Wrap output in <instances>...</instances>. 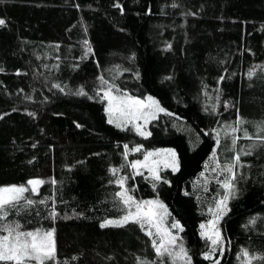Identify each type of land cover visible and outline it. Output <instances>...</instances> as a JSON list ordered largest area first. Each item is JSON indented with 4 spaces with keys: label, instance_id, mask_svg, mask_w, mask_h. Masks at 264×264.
Returning <instances> with one entry per match:
<instances>
[{
    "label": "trees",
    "instance_id": "trees-1",
    "mask_svg": "<svg viewBox=\"0 0 264 264\" xmlns=\"http://www.w3.org/2000/svg\"><path fill=\"white\" fill-rule=\"evenodd\" d=\"M115 3L0 0V18L7 24L0 27V185L26 183L33 177L58 181L41 186L39 196L32 195L39 199L55 190L61 264H136V257L155 258L144 232L136 225L99 226L103 219L122 214L114 206L119 187L108 183L114 179L108 169L125 163L124 144L130 149L144 146L141 152L130 151L128 161L141 159L144 150L172 147L180 170L161 172L170 185L153 190L146 171L127 183L135 186L138 199L158 194L184 225L181 233L193 264H210L200 255L206 244L199 225L211 218L208 201L219 188L211 181L209 191L203 192L194 182L205 171V161L211 165L212 129L235 121L237 110L247 121L264 120V71L257 67L253 77L247 75L250 68L264 65V0H119L123 13ZM189 10L197 15L182 14ZM84 39L94 55L80 59ZM101 74L109 80L117 77L131 95L155 97L176 115L161 113L152 120V136L147 138L131 128H116L107 122L106 101L74 94L83 86L94 95ZM168 76L172 79H165ZM220 76L225 79L219 81ZM54 83L64 86L67 94L53 88ZM217 88V110L205 112V106L211 109L216 103ZM224 101L229 102L227 108ZM243 127L256 133L252 123ZM242 160L246 165L244 178L238 180L240 192L221 221L228 241L221 264H241V248L264 253V148L258 146ZM67 166H72L70 171ZM131 173L130 168L120 172ZM40 210V217L31 210L21 223L29 229L53 226L44 219L43 206ZM252 217L255 225L248 223Z\"/></svg>",
    "mask_w": 264,
    "mask_h": 264
},
{
    "label": "snow or ice",
    "instance_id": "snow-or-ice-1",
    "mask_svg": "<svg viewBox=\"0 0 264 264\" xmlns=\"http://www.w3.org/2000/svg\"><path fill=\"white\" fill-rule=\"evenodd\" d=\"M118 8L121 13L124 12L123 5L117 3L113 5ZM172 7H178L179 5L173 3ZM79 7V5H75ZM183 15L196 16V12L187 11L182 13ZM6 20L0 18V27H6ZM85 33L87 28H84ZM85 51L80 59L87 57L89 54L94 55L93 48L91 47L88 39L83 40ZM166 48H171V44H167ZM135 58V53L132 54L131 59ZM59 59V57H57ZM58 68V65L55 66ZM74 68L79 65H73ZM118 67V66H117ZM259 67L261 71H264V65H257L249 69L247 75L249 78L256 74V68ZM4 69L0 68V72ZM125 71H129L125 69ZM135 76L139 78L140 73L137 71ZM99 83L94 89V95H89L83 88L80 87L74 94L78 96H86L88 99H99L101 102L106 101L104 112L107 113V122L114 124L116 128L121 130H130L128 125L132 126V129L142 137H151L152 132L148 130L146 125L157 119L159 113H164L168 116H175V113L169 112L168 109L161 106L159 100L153 96H147L141 98L140 96L130 95L125 89H123L117 82V77H113L111 80L106 79L102 74L97 77ZM165 79H172L171 76L165 77ZM224 76L218 78L219 81L224 80ZM53 88L58 89L61 93L66 92V88L61 86L60 83H54ZM207 86H205L206 88ZM51 90V89H50ZM22 91V90H21ZM217 95L215 96L216 103L211 105V109L207 106L204 107L205 112L211 111L215 113L217 106L220 103V90H215ZM208 96V93H204ZM31 99V97H26ZM47 99V98H45ZM224 107L229 105L228 101L223 102ZM233 107H235L233 105ZM16 111V109H13ZM29 116L35 117V112H28ZM0 118H3L0 116ZM177 119H180L177 117ZM252 123L256 129V133L249 134L248 129L243 127L244 124ZM175 126V125H174ZM76 127H82L80 124H76ZM215 132V146L211 151V165L209 161H205L204 169L199 174L198 180L194 182V188L197 185L203 192H208V185L211 181H215L219 190L216 191L208 201L207 211L211 216L207 221L201 222L200 237L205 240V250L200 253L205 261L210 264H221L220 257L224 255L226 250L225 244L228 243L227 238L222 235L219 227V222L228 214L231 210L229 208V201L236 199L240 188L238 187V180L244 178L243 172L240 176H237V169L245 167V161L242 160V156H250L254 149L258 146L264 148V120L259 122H250L238 114L236 120L228 123L226 126L220 129H212ZM223 132V137L221 136ZM243 133V137L253 143L247 145V147L237 148L238 141L241 139L237 133ZM207 134V133H205ZM258 142V143H257ZM36 147V144L32 145ZM142 144H135L131 149L128 144L123 145L122 156L125 163H122L119 167L110 166L108 171L112 174L114 179H109V184H116L119 187V191L113 194L114 206H116L121 215L114 218H105L100 222V228L106 227H124L126 225H136L144 232L148 237L151 249L155 253L154 259H148L144 257H136V264H193V257L190 254V250L185 246L183 238L179 235L184 231V225L180 220L172 217L171 212L168 210V206L159 199L157 194L153 199H138L133 192L135 186H128V180L134 178L135 175L143 176L142 170H147L148 176L145 179H149V183L153 190L158 188L160 184H171L165 176L161 175V169H171L172 172H178L180 170V160L177 156L174 148H155L150 150H144L142 155L143 159H133L128 161L129 152H141L143 149ZM218 149H222L228 153L221 157L218 153ZM95 155H99L96 153ZM31 163V161H29ZM77 163H82L78 161ZM69 171L72 166H67ZM250 167V165H249ZM130 168L132 170L131 175H121L120 172ZM211 171L213 175L211 177L206 176L205 172ZM202 178V179H201ZM46 183L51 185H57L58 181L55 178L45 180L40 177L29 178L26 183L21 184H4L0 185V264H61L58 259L57 252V239L56 228L54 223L60 216L57 211V198L55 190L43 198L34 199L32 194L39 196L41 186ZM222 190V191H220ZM29 193V195H25ZM189 195L188 192L184 193ZM199 201L201 197L197 195ZM60 203H66L61 200ZM40 206H43L46 211L44 219L50 220L53 226L48 228L35 227L26 228L21 223V218L30 215L31 210L35 211V216H41ZM75 211V210H74ZM77 215H83V213H76ZM12 217H18L13 219ZM31 223V221H27ZM250 225L256 224V217L250 218ZM238 259L241 260V264H253L254 261L257 264H264V253H253L248 248H241L237 253ZM72 259H76L73 257ZM63 264H67L64 261Z\"/></svg>",
    "mask_w": 264,
    "mask_h": 264
},
{
    "label": "rangeland",
    "instance_id": "rangeland-1",
    "mask_svg": "<svg viewBox=\"0 0 264 264\" xmlns=\"http://www.w3.org/2000/svg\"><path fill=\"white\" fill-rule=\"evenodd\" d=\"M128 93V92H127ZM129 94V93H128ZM131 95V94H130ZM145 97H147V96H145ZM145 97H141V98H145ZM107 103V102H106ZM162 106V105H161ZM163 107V106H162ZM161 113H159L158 114V116L160 115ZM157 116V117H158ZM108 118V117H107ZM150 123H151V121L146 125V127L148 128V130L150 131ZM226 125H222L221 127H219V128H217V129H220V128H223V127H225ZM128 128H131L132 129V126L131 125H128ZM133 131H135L134 129H132ZM223 132H221V136L223 137ZM237 135H239L244 141H241V142H239L238 141V144H237V148H239V147H247V145H249V144H251V143H253L252 141H246L247 139H245L244 137H243V135L241 136L239 133H237ZM160 148H172V147H160ZM218 151V153H219V155L221 156V157H223V156H225V155H228V153H226V152H224L222 149H218L217 150ZM177 153V152H176ZM177 156H178V154H177ZM141 159H143V157L141 158ZM211 162V161H210ZM246 165V164H245ZM164 170H166L165 168H162L161 169V172L162 171H164ZM171 170V169H170ZM142 171H146L147 172V170H142ZM241 172H243V168L242 169H240V168H238L237 169V176L239 177L240 176V173ZM148 174V173H147ZM205 175L206 176H209V177H211L212 175H213V173H211V171H206L205 172ZM214 181V180H213ZM219 190V189H218ZM220 191H222V190H220ZM27 194H29V193H26L25 195H27ZM154 198H156V197H154ZM151 199H153V198H151ZM160 199V198H159ZM161 200V199H160ZM229 204H230V201H229ZM230 206V205H229ZM222 221V220H221ZM221 221L219 222V227H220V229H221ZM222 232V231H221ZM179 235L182 237V233L180 232L179 233ZM183 238V237H182ZM183 242H184V240H183Z\"/></svg>",
    "mask_w": 264,
    "mask_h": 264
}]
</instances>
